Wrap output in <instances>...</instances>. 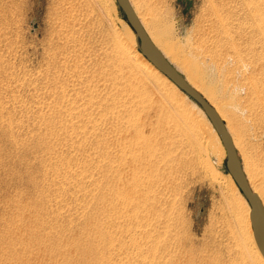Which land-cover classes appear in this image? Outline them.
Here are the masks:
<instances>
[{
  "label": "rangeland",
  "instance_id": "rangeland-1",
  "mask_svg": "<svg viewBox=\"0 0 264 264\" xmlns=\"http://www.w3.org/2000/svg\"><path fill=\"white\" fill-rule=\"evenodd\" d=\"M135 2L170 64L223 110L262 189L264 0ZM120 20L115 0H0V264H258L218 136L205 116L206 158L180 110L196 104L140 85Z\"/></svg>",
  "mask_w": 264,
  "mask_h": 264
},
{
  "label": "bare ground",
  "instance_id": "bare-ground-1",
  "mask_svg": "<svg viewBox=\"0 0 264 264\" xmlns=\"http://www.w3.org/2000/svg\"><path fill=\"white\" fill-rule=\"evenodd\" d=\"M128 1V3H129V5H130V7H131V9H132V11H133V13H134V15H135V17H136V19L138 20V22H139V24H140V26H141V28L143 29V27H144V29H143V31L145 32H147V34L150 36V38L152 39V41L154 42V44L157 46V47H155L158 51H159V53L163 56V58L167 61V63H169L170 64V62L167 60V58H166V55L164 54V52H163V50H162V43L161 42H159V38L157 37V35H156V32H155V30L153 29V27H152V25L150 24V21H148V17H146V16H143V14L141 13V9L139 8V6H138V4L135 2V0H132L133 1V3H132V1L131 0H127ZM261 1V0H260ZM249 2H250V0H249ZM251 3V2H250ZM256 3H257V1H256ZM260 2L258 1V4H259ZM251 5H252V3H251ZM257 6V5H256ZM260 4L257 6V8L259 9L260 8ZM247 7V6H246ZM112 8V7H111ZM110 8V9H111ZM251 8V7H250ZM249 8V9H250ZM253 8V7H252ZM257 9V10H258ZM261 9V8H260ZM250 11V10H249ZM253 11V10H252ZM256 11V10H255ZM259 12H260V10H259ZM257 13V15H259L258 14V12H256ZM256 13L254 12L253 14H255V16H256ZM254 16V17H255ZM262 16V15H261ZM253 17V16H252ZM258 17V16H257ZM259 17H260V15H259ZM256 19H260V18H255L254 19V21H256ZM140 20V21H139ZM261 20V19H260ZM263 20H261V21H258V22H261L260 23V26H263L264 27V25H262L263 24V22H262ZM120 22V27L122 28V32H124V35H126V37L130 40V41H128L124 36H123V33H116L115 34V36H116V38H117V40H118V47H119V57L121 58V60L123 61V64H125V65H127V67L129 68V69H131L132 70V68H133V70L132 71H135V72H133V75L135 76V78L138 80V82L140 83V85L143 87V82L138 78V77H141L143 80H145V79H147V78H143L142 77V75L143 76H150L153 80H155L156 82L157 81H159V82H161V84H163V85H165L167 88H169V90L171 91V92H173V93H175V94H179V92L177 91V89L175 88L176 86L172 83V82H169L167 79H166V77L164 76V77H161L160 76V72H158L147 60H145L137 51H136V46H137V40H136V37H135V34H134V32L129 28V26L124 22V21H122V20H120L119 21ZM141 22V23H140ZM250 22H253V21H250ZM256 23V22H255ZM142 24V25H141ZM257 24V23H256ZM259 24V23H258ZM255 25V24H254ZM143 26V27H142ZM255 27V26H254ZM256 27H257V25H256ZM258 28V27H257ZM256 28V29H257ZM260 29H262V28H260ZM260 29H258V30H256L257 32H259V34H261L262 32V30H264V28L262 29V30H260ZM146 32H145V34H146ZM261 32V33H260ZM254 33V32H253ZM146 34V35H147ZM148 35H147V37H148ZM258 35V34H257ZM260 36H263L262 34L260 35ZM264 37V36H263ZM263 37H261L262 38V40L264 39ZM149 38V37H148ZM150 38H149V40H150ZM259 38V37H258ZM221 39V38H220ZM219 38H218V40H220ZM217 40V41H218ZM151 41V40H150ZM152 41H151V43H152ZM263 42V44H264V40L262 41ZM201 43V42H200ZM218 43V42H217ZM217 43L215 42V43H213L214 44V46H216L217 45ZM259 43V42H258ZM153 44V43H152ZM153 44V45H154ZM221 47V46H220ZM217 48V47H216ZM261 48H262V46H261ZM260 48V49H261ZM118 49V48H117ZM215 52V51H214ZM233 52V51H232ZM221 54V53H220ZM217 55V54H216ZM219 55V54H218ZM222 55V57H223V59H220V60H223V62L224 63H228L229 62V60L231 61V60H233V58H235V60H237L238 59V53L236 52V51H234L233 53H228V52H226V53H224V54H221ZM214 56V55H213ZM218 57V56H217ZM221 57V58H222ZM237 58V59H236ZM217 59V58H216ZM213 63V62H212ZM220 64V63H219ZM171 65V64H170ZM172 66V65H171ZM173 67V66H172ZM174 68V67H173ZM175 69V68H174ZM219 69V68H218ZM232 69V68H231ZM175 71L177 72V73H179L180 74V72H178L176 69H175ZM137 72V73H136ZM160 73V74H159ZM181 76H182V74H180ZM138 76V77H137ZM226 76V75H225ZM183 77V76H182ZM183 79L185 80V82L189 85V86H191L197 93H199L201 96H202V98L214 109V111H215V113L218 115V117L220 118V120L223 122V117L221 116V114H220V112H221V110H220V112L218 111V109L211 103V102H209V99L208 98H206L199 90H197L196 88H195V86L192 84V83H190L189 82V80L188 79H185L184 77H183ZM175 86V87H174ZM225 89V88H224ZM232 91V90H231ZM230 91V92H231ZM159 93H161V91H158ZM178 92V93H177ZM228 92V91H227ZM232 93V92H231ZM228 94V93H227ZM179 96L182 98V100H184V101H186V102H188V103H190V104H193L192 102H191V100H189L188 98H187V96L185 95V96H182L181 94H179ZM241 97V96H240ZM235 99V98H234ZM237 99H235L234 100V102L236 101ZM237 103V102H236ZM170 104L172 105L173 103L171 102H167V101H165L162 105H161V108H165V109H167L168 107L167 106H170ZM176 104V103H175ZM240 104V103H239ZM174 105V104H173ZM177 107H181V105L180 106H177ZM239 107V106H238ZM170 108V107H169ZM176 108V107H175ZM180 110H183V112H185V114H186V116L188 117L187 119H189L190 120V129L189 128H187V130H188V132H190V135H192L193 136V139H194V142H195V144H197V146H198V150H199V152L201 153V154H203L206 158L209 156H211V143H210V145L208 146V140H207V136L209 135L208 134V131H207V133H205V134H207L206 135V139L203 141V142H201L202 140H201V138H200V143H199V140H198V137L200 136V135H202L203 134V136L205 135L204 134V132L202 131V129H201V131H202V133H201V131H200V126H199V122L200 123H204V121L206 120L205 119V115H204V113L202 112V110L196 105V106H194V111H192V112H190L188 109H185L184 108V106H183V108L182 109H180ZM171 111H174L173 109L171 110ZM223 111V110H222ZM175 112V111H174ZM171 113V112H170ZM179 113V112H178ZM181 113V112H180ZM221 113H223V112H221ZM224 115V114H223ZM173 117V116H172ZM175 117V116H174ZM225 117V116H224ZM179 120H180V118H179ZM188 120V121H189ZM175 121V120H174ZM181 121V120H180ZM188 123V122H187ZM224 123V122H223ZM210 125V124H209ZM176 127V126H175ZM184 127H185V125H184ZM224 127H225V130L227 131V134L229 135V137H230V140H231V144H232V146H233V148L234 149H240L241 148V141H240V138H239V135L237 134V132L233 129V127L230 125V122L229 123H227L226 125L224 124ZM204 130H206V129H204ZM184 131V130H183ZM186 131V130H185ZM209 131H211V129L209 130ZM201 134H200V133ZM213 135L214 134H212V136H211V139L210 140H212V137H213ZM187 138V137H186ZM192 138V137H191ZM203 138V137H202ZM212 142V141H211ZM129 145H131V146H133V147H135V148H137V147H140V144L138 143V142H136V141H134L132 144H129ZM215 146H216V149H217V151H218V153H219V155H220V157L222 158V157H224V150H223V147H222V145H221V143H220V141H219V138H217V140H216V143H215ZM235 150V151H236ZM209 151V152H208ZM239 151V150H238ZM241 152H242V150H240ZM202 155V156H203ZM247 158V157H246ZM245 159V158H244ZM204 160H205V158H204ZM204 163V162H203ZM206 164V163H205ZM209 165V164H208ZM205 166V165H204ZM249 167V165H247L246 163L244 164V165H242V169H243V172L245 173V175H246V178L245 179H247L246 180V182H247V184H248V186H249V188H250V190H251V192L258 198V200L260 201V203H261V205H262V207H263V209H264V190H262V189H264V187L261 189V186H260V184H257V183H255V181H253L254 180V176H252V178H251V174H247L246 172L248 171V167ZM208 167V166H207ZM248 168V169H247ZM252 171V170H251ZM251 171H250V173H251ZM212 172V171H211ZM249 172V171H248ZM215 174V173H214ZM255 174V173H254ZM245 177V176H244ZM258 178V177H257ZM216 179V178H215ZM252 179V180H251ZM258 180V179H257ZM256 180V181H257ZM260 181V180H259ZM261 183V182H260ZM262 184V183H261ZM231 192L234 194V196L237 198V201H238V203H239V205L244 209V211L246 212V214H247V216L249 217V209H248V205H247V203H246V201L244 200L245 198H242V196L238 193L239 191L237 190V188L234 186V184L233 183H231ZM147 195V194H146ZM249 233H250V246H251V248H252V250H253V252H254V254H255V258H256V260H257V262H258V264H264V261H263V259L261 258V256H260V254H259V252H258V250H257V247H256V244H255V241H254V239H253V236H252V233H251V228H250V224H249Z\"/></svg>",
  "mask_w": 264,
  "mask_h": 264
},
{
  "label": "water",
  "instance_id": "water-1",
  "mask_svg": "<svg viewBox=\"0 0 264 264\" xmlns=\"http://www.w3.org/2000/svg\"><path fill=\"white\" fill-rule=\"evenodd\" d=\"M115 2L122 12L126 24L135 34L137 47L140 54L158 72H160L170 82H172L182 93L189 97L202 110L216 135L218 136L225 154L224 167L248 203L251 233L257 250L264 261V209L258 198L251 192L246 182L241 170L240 162L231 144L230 137L225 130L224 123L220 120L214 109L202 98L199 93H197L185 82L183 77L177 73L169 63H167L159 51L154 47L141 28L128 1L115 0Z\"/></svg>",
  "mask_w": 264,
  "mask_h": 264
}]
</instances>
